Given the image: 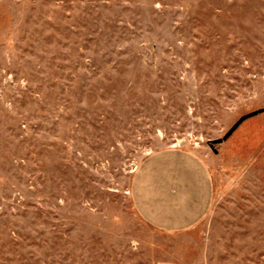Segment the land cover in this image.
Listing matches in <instances>:
<instances>
[{"label": "rangeland", "instance_id": "374dc122", "mask_svg": "<svg viewBox=\"0 0 264 264\" xmlns=\"http://www.w3.org/2000/svg\"><path fill=\"white\" fill-rule=\"evenodd\" d=\"M264 0H0V264H264ZM202 158L205 216L160 230L147 157Z\"/></svg>", "mask_w": 264, "mask_h": 264}, {"label": "crops", "instance_id": "0c3cea01", "mask_svg": "<svg viewBox=\"0 0 264 264\" xmlns=\"http://www.w3.org/2000/svg\"><path fill=\"white\" fill-rule=\"evenodd\" d=\"M130 192L136 211L147 223L160 230L180 231L205 216L213 182L202 158L185 149L170 148L147 157Z\"/></svg>", "mask_w": 264, "mask_h": 264}, {"label": "trees", "instance_id": "16d2710c", "mask_svg": "<svg viewBox=\"0 0 264 264\" xmlns=\"http://www.w3.org/2000/svg\"><path fill=\"white\" fill-rule=\"evenodd\" d=\"M264 110V107L261 108V109H258L256 111H252V112H249L245 115H242L241 117L238 118V120L232 125V127L224 134V136L218 140H216L217 142H220L222 141L223 139L227 138L231 132L243 121L245 120L246 118L252 116V115H255L256 113L260 112V111H263Z\"/></svg>", "mask_w": 264, "mask_h": 264}]
</instances>
